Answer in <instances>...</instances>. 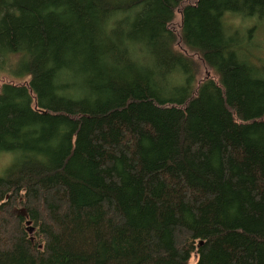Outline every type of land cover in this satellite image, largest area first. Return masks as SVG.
Here are the masks:
<instances>
[{
    "label": "trees",
    "instance_id": "16d2710c",
    "mask_svg": "<svg viewBox=\"0 0 264 264\" xmlns=\"http://www.w3.org/2000/svg\"><path fill=\"white\" fill-rule=\"evenodd\" d=\"M0 7L11 9L5 18L7 33L28 41L30 49L12 51V54L26 57L23 77H28L30 83L45 80L47 65L58 48L66 50L76 62L84 61L93 68H98L102 60L108 64L105 78L83 76L92 96L94 113L69 118L71 124H84L90 129L83 160L92 176L78 181L61 167L36 164L23 171L21 166H14L4 177L5 188L0 194V264H189V247L195 242L189 239L188 243L174 246V233H168L160 216L161 209L144 218L142 208L144 200L147 207V203L156 204L152 200L155 191L180 205L181 193L186 188L193 190L186 200L189 204L192 202V212L198 216V204L202 203L200 213L204 223L209 221L199 230L214 234L206 236L205 241L225 233L220 226L223 219L226 228L255 219L260 231L233 232L227 253L234 264L246 259V264H264V132L258 139V147L253 148L260 168L256 169V177L248 175L250 181L260 182V189L256 187L254 194H246L245 200H242V191L246 188L241 191L233 188L230 195L222 194L216 187L212 193H203L200 189L220 183L215 173L201 177L193 187L189 185V174L184 172L189 162L184 121L210 124L208 100L217 102V124L222 130V148L217 156L227 153L240 159L245 151L244 143L248 141L247 128L258 131V135L264 130V113L251 122H241L233 118L234 109L225 102L228 84L238 78L244 79L242 82L249 88L257 85L264 88L250 81L252 72L264 76V66L254 61L256 52H250L245 45H218L228 31L226 9L220 0H195L181 8L180 3L175 7L169 0H0ZM176 9L182 21L189 16L195 20L194 46L188 43L183 32L179 38L171 28ZM116 11L135 13L138 40L132 36L128 39L141 42L162 76L172 75L182 65L194 84L169 96H161L151 89L129 56L105 31L106 20ZM82 18L87 20V26ZM179 41L194 56L182 51ZM235 52L239 56L252 53V60L217 69L220 56ZM194 59H200L214 71L218 84L203 83L195 89L199 68ZM12 92L25 96L26 88L14 84L1 86V104L8 102ZM260 105L263 109L264 101ZM30 114L48 120L36 111ZM142 139L162 149L166 158L159 160L161 168H152L141 161ZM63 157L58 155V159ZM121 159L135 163L130 164L126 187L122 181L111 180V183L105 177ZM157 185L158 189L150 193ZM172 189L178 196H169ZM78 194L90 201L82 210L90 204L95 206L90 222L93 230L90 233L89 227V232L82 233L77 240L73 236L70 241V235L65 234L73 216L70 202ZM18 205L26 209L25 217L13 213ZM232 208L238 209L236 215L231 213ZM27 221L35 227L32 234L27 231ZM136 228L137 234H134ZM191 230L189 238L198 231L196 227ZM128 234L132 235L131 247H123L120 241ZM172 242L173 246L169 247Z\"/></svg>",
    "mask_w": 264,
    "mask_h": 264
},
{
    "label": "rangeland",
    "instance_id": "374dc122",
    "mask_svg": "<svg viewBox=\"0 0 264 264\" xmlns=\"http://www.w3.org/2000/svg\"><path fill=\"white\" fill-rule=\"evenodd\" d=\"M169 1L175 7L180 3L179 8H181L184 4H193L195 0ZM220 1L226 9L225 18L228 31L222 36L218 45L222 47H232L234 44L235 46L236 44L245 45L250 52L253 50L256 52L257 57L254 58V61L256 60L258 64L264 66V0ZM10 12L11 9L0 7V88L6 84L23 85L26 88V94L22 96L12 92L9 94L8 102L4 104L0 102V194L5 188L2 181L14 166H21L23 171H27L36 164L49 168L61 167L70 172L74 179L85 181L92 176L83 160L90 129L84 124L83 126L71 124L69 118L73 116L86 117L94 113L92 96L83 81V76H91L95 79L105 78L107 61L102 60L98 68H93L84 61L76 62L66 50L58 48L47 65L45 80L41 83H30L28 77H23L26 57L12 54V51L28 50L30 47L24 37H11L7 33L5 18ZM82 21L87 26V20L82 18ZM171 28L178 37L180 32H183L188 43L194 46L196 37L194 18L189 16L182 21L178 9L174 14ZM105 31L112 42L129 56L146 78L149 87L161 96H169L170 93L187 89L188 86L194 84V79L182 65L172 75L162 76L153 66L141 42L128 39L129 36L137 39L133 11L112 13L106 20ZM178 46L188 55L194 56L192 51L187 48L185 50L184 45H180V41ZM240 56L236 52L220 56L217 60V69L226 65H242L252 58V53ZM194 60L199 68L195 89L204 84H214V82L218 84L214 71L204 63L202 64L200 59ZM242 81L244 79L238 78L237 81L228 84V95H225V102L234 109L235 116L233 118L241 122H251L264 113V107L262 109L260 105L264 101V88L258 87V85L249 88ZM250 81L263 86L264 76L258 72H252ZM205 87L209 93L212 92L209 86L205 85ZM216 103L213 100H208L211 115L210 124L195 123L189 119L184 121L189 154L188 166L185 167L184 172L185 175L189 174V185L193 187L197 186L201 177L215 173V179L220 183L216 185L214 182L213 186L200 189L203 193H212V188L216 187L222 194L230 195L233 193V188L240 191L242 188H246L242 191L244 192L242 200H245L246 194H254L256 187L258 190L260 189V182L257 179L250 181L249 176L253 174L256 177V169L260 168L259 162L253 156V148L258 147V139L263 135L264 130L259 131L258 135V131L247 128L245 133L248 141L244 143L245 151L240 159L228 156L227 153L220 157L217 156L222 148V130L217 124ZM33 111L39 113V116L47 117L48 120H45L44 117L31 116L30 113ZM140 144L141 161L150 164L152 168H161L162 165H159L158 162L166 158L162 149L155 143L147 142L146 139H142ZM58 155H64V157L58 159ZM130 164L135 163L121 159L113 169L105 173V177L109 179V182L114 180L113 183L122 181L123 186L126 187L129 184ZM162 186L165 185L162 184ZM158 187L157 185L155 188H151L149 192L151 193L153 189L157 190ZM122 190L125 189L122 188ZM171 191L168 193L169 196H178L175 190ZM189 193L192 194L193 190L184 189L181 193L183 197H180L181 204L176 205L171 197L167 200L165 195L155 191V199L152 197V200L156 204L149 205L147 203L149 206L147 207L146 200L143 201L144 218L150 217L155 212L154 210L161 209L160 216L166 224L168 233H174V246L188 243L189 239L195 242L193 247H189L191 255L189 264H195L197 260L198 264H234L227 253L233 232L257 233L260 231L258 222L255 219L246 220L245 225L226 228L227 225L223 219L220 226H223L222 229L225 233L218 238H210L209 241H205L204 238L214 234L211 231L208 234V232L202 233L199 230L200 227H206L209 221L204 223L205 219L203 220V214L200 213L203 208L202 203L198 204V216L192 212V202L189 204L186 201ZM144 197L145 194L142 195V198ZM86 200L83 195L78 194L70 202L73 216L68 227L69 232L65 233L66 236L70 235V241H73V236H76L77 240L82 233L89 232V227L90 233L93 230L90 222L95 215V206L90 204L85 210H82L86 204L90 203ZM138 200H140L139 196ZM211 201L215 202V199L212 198ZM257 202L261 201L257 199ZM121 204L124 205L122 202ZM18 206L14 209V214L21 215V210L26 213L25 208L21 205ZM231 213L236 215L238 209L232 208ZM212 218L216 219L217 217L212 216ZM185 226L188 230L184 229ZM195 227L198 231H194L189 238L192 233L191 229ZM26 228H31L32 233L35 230L33 224L26 225ZM137 230V228L134 230V234H137ZM120 243L123 247H131L132 235H125ZM61 246L63 243L59 247ZM172 246L173 242L169 247ZM247 261V259L242 260L239 264H246ZM258 264L261 263L258 262Z\"/></svg>",
    "mask_w": 264,
    "mask_h": 264
},
{
    "label": "water",
    "instance_id": "95a60500",
    "mask_svg": "<svg viewBox=\"0 0 264 264\" xmlns=\"http://www.w3.org/2000/svg\"><path fill=\"white\" fill-rule=\"evenodd\" d=\"M20 214H21L22 216H24V217L26 216V213H25L24 210H21V211H20ZM29 224H30V222L27 221V222H26V225H29ZM27 229H28L27 231L29 232V234H31V233H32V229H31V228H27Z\"/></svg>",
    "mask_w": 264,
    "mask_h": 264
}]
</instances>
